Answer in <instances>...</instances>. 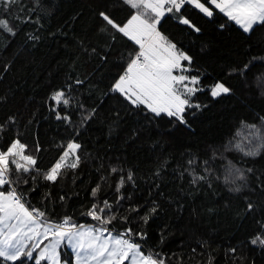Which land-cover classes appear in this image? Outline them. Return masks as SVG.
Listing matches in <instances>:
<instances>
[{
    "label": "trees",
    "instance_id": "16d2710c",
    "mask_svg": "<svg viewBox=\"0 0 264 264\" xmlns=\"http://www.w3.org/2000/svg\"><path fill=\"white\" fill-rule=\"evenodd\" d=\"M201 2L211 16L186 3L157 24L199 78L200 90L183 94L193 106L181 123L114 89L141 48L119 26L135 13L154 20L149 9L126 0H0V20L13 29L0 28V150L18 140L35 159L24 172L10 156L9 173L45 221L121 232L164 264H264V245L251 243L264 237V24L245 32ZM218 82L230 92L213 98ZM58 91L67 105L52 99ZM70 142L80 145L77 167L46 179ZM93 205L115 219L94 220ZM34 254L0 264H36ZM61 257L72 264L66 246Z\"/></svg>",
    "mask_w": 264,
    "mask_h": 264
},
{
    "label": "snow or ice",
    "instance_id": "6c2138e0",
    "mask_svg": "<svg viewBox=\"0 0 264 264\" xmlns=\"http://www.w3.org/2000/svg\"><path fill=\"white\" fill-rule=\"evenodd\" d=\"M9 2L15 3L17 0H9ZM126 2L134 8L141 5L150 8L158 17L164 15V11L161 9L166 3L172 5L171 8L167 9L168 12H179L182 6L188 3L199 8L206 15H212L211 9L206 7L201 0H126ZM210 2L225 12L229 19L240 24L245 32L251 31L257 24H264V0H210ZM5 6L7 7V4ZM100 15L108 24L118 27L105 13L102 12ZM135 20H139V16H133L129 24ZM181 22L185 24L189 23L187 19H182ZM141 24L145 25L146 30L154 31L155 29L154 24H146L144 21H141ZM0 28L8 32L13 31L7 21L4 20H0ZM127 28L128 25H125L123 28H119V31L125 35H129L126 31ZM142 34L150 35L151 31ZM156 35L159 36V33H156ZM131 38L140 44L142 50L137 54V58L133 59L128 65L126 74L120 77L114 85V89L126 95L130 94L128 98L131 99L133 104H145L156 115H160L162 112L167 113L169 117H175L181 123H185L183 119L185 108L192 107L193 105L188 98H182L181 94H177L175 85L188 80V77L174 76L172 72L174 69L181 67L180 62L182 60L190 61L191 57L182 52L173 51H168L167 55H160L156 48L151 46L148 50H144V44L136 36H131ZM161 39L165 38L161 37ZM168 48L175 49V45H169ZM139 57H143V63L139 61ZM191 82L192 84H197L198 77H192ZM199 90L198 88H189L185 85L187 96H191ZM229 92L230 89L219 82L211 89L213 98L228 94ZM132 97H135V99H132ZM52 99L57 103L62 102L65 105L69 103L67 99H64L62 91L54 93ZM196 107H199V105H196ZM57 118H60L59 114ZM79 148V144L70 142L60 161L50 169L45 178L55 181L63 168H76L79 157H76V163L70 164L67 163V157L70 154H75ZM24 149L25 145L17 140L8 147L6 152L0 151V185L9 182L5 179V176L8 171V158L10 156L19 157L20 160L25 162L21 164L17 163L16 160L11 161V163L16 165L17 171L28 172L30 167L35 165V159L24 155ZM128 178L129 180L132 179L131 173H129ZM98 188L99 186L97 189H93V195L96 194ZM110 207L108 202L105 201V208ZM251 207L252 205H249V208ZM105 208L97 210V206L93 205L88 215L92 216L94 220L100 221L101 224L107 225L115 217L105 218L102 216L100 213H103ZM155 211L156 209L153 208L152 212ZM33 213H37V215ZM43 215L44 213L38 212V210L26 208L21 197L15 191L8 192L7 194L0 192V258L15 262L21 256L31 257L33 255L32 249L39 248L40 245L33 243L26 249L25 241L35 240L41 235L39 231L41 225L37 223V220L39 217H43ZM68 220L69 218H65V224H68ZM145 221H147V217H145ZM75 227V225L69 224L67 231L60 230L63 228V225L55 226V231H53V228L45 227L44 233L52 232L56 239L53 240L50 246L44 247L36 258V264H40V261L46 258L54 261L56 259V246L64 239H67L70 243L74 242V246L76 244L79 245L81 253L79 258L84 264H123L129 258H131L133 264H164L162 260L157 261L152 256L143 255L139 251V245L131 242L129 239L123 238L122 235L111 236V233H109V236H111L110 240L108 237L102 238V234L108 232L106 227L89 229L88 231H73ZM46 238L47 236L45 235ZM251 243L264 245V237L257 235Z\"/></svg>",
    "mask_w": 264,
    "mask_h": 264
},
{
    "label": "rangeland",
    "instance_id": "374dc122",
    "mask_svg": "<svg viewBox=\"0 0 264 264\" xmlns=\"http://www.w3.org/2000/svg\"><path fill=\"white\" fill-rule=\"evenodd\" d=\"M209 2H210V0H209ZM167 5H168L167 3L164 4L162 6V9H161V10L164 11V15L168 12L167 11V9H168L167 8ZM212 5L215 6L214 4H212ZM205 6L208 7V5H206V4H205ZM147 9H149V11L154 14V16H155L154 20H151V19H148V18L144 17L143 14L135 13V14H133L131 16V18L128 21H126L125 24L119 26V28H123L125 25H128V28L126 29V31L129 33V35H127V36L130 37V38H131V36H136V38L139 39L141 41V43L144 44V50H148L149 47L151 46V47L156 48V50L158 51V53L160 55H167L168 51L182 52V53L186 54L185 52L178 50L176 47H175V49H169L168 48L169 45H174V44L170 40H168L160 31L157 30L158 21L160 20V17H162V16H159L158 17L156 15V13L153 12L150 8H147ZM133 16H139V20L132 21V23L129 24V21L132 20V17ZM182 19H184V18H182ZM141 21H144L146 24H154L155 25L154 31H152V30H146L145 29V25L144 24H141ZM238 25H240V24H238ZM147 31H151V34L150 35H148V34H142V33H146ZM156 33H159V36H157ZM161 37H163L165 39H161ZM132 40L136 43V40H134V39H132ZM136 44L138 46H140V44H138V43H136ZM183 61L184 60H182L180 62L181 63V67L180 68H177V69H174L173 70L172 75H174V76H186V77H188V80H185V81H183V82L175 85V88L177 90V94H181L182 95V98H187L185 95H183V94H186V92H185V85H187V87H189V88H197V84H192V82H191V78L192 77H197V76L190 75L189 74V72H188L189 66L183 64ZM127 69H128V67H127ZM127 69H126V72H127ZM126 72L123 75H125ZM122 94L124 96H126L127 98H128V95H130V94H127L126 95L124 93H122ZM132 99H135V97H132ZM129 100H131V99H129ZM173 110H175V109H173ZM72 143H76V142H72ZM75 157H76V153L75 154H70L67 157V163H69L70 161H72ZM2 186L3 185H0V192H3L5 194H7L8 192H10L9 190L3 189ZM37 223L41 225V227L39 228V231H40L41 235L38 238H36L38 240V243L37 244H40L41 241H42V243L40 244V247H39L40 249L38 251V253H41V251L44 249V247L45 246H50L52 244L53 240L56 239V238L53 235L48 236L47 234L44 233L45 226L43 227V223L41 221L37 220ZM69 224L70 223L68 222L67 228L60 229V230L67 231ZM95 228L96 227L94 226V224H91V223L90 224H81L79 226H76L75 229H73V231H80V230L88 231L89 229H95ZM97 228H101V227H97ZM109 233H111V236H121L122 235L123 238H125V234H123L121 232L111 231V230H108V232L103 233L102 234V238L103 237H108L109 240H110L111 239V236H109ZM45 235L47 236L46 239H45ZM33 243L34 242H32V244ZM133 243H135V244H137V245L140 246L139 251L141 253H143V255H145V256H152L155 260L159 261L147 249H144L139 242H134L133 241ZM32 244H31V242H29V240H26L25 241V248L26 249L29 248ZM64 246H66L71 251V254H72V264H84V262L79 258L80 255H81L80 250H79V245L76 244L74 246V242L73 243H70L67 239L62 240L60 242V244L56 246V249H55L56 259L54 261L53 260H49V259L46 258L47 261H48V264H69L68 260H66V259H64V258L61 257V248L64 247ZM123 263H125V264H133V261L131 260V258H129V260H126Z\"/></svg>",
    "mask_w": 264,
    "mask_h": 264
},
{
    "label": "built area",
    "instance_id": "2783aa9c",
    "mask_svg": "<svg viewBox=\"0 0 264 264\" xmlns=\"http://www.w3.org/2000/svg\"><path fill=\"white\" fill-rule=\"evenodd\" d=\"M141 50H142V49L140 48V50L136 52V54H135V56H134V59L137 58V54H138L139 52H141ZM139 61H140L141 63H143V57H139ZM0 151H2V150H0ZM2 152H5V151H2ZM8 159H9V158H8ZM9 171H10V163H9L8 171H7L6 176H5V179H6L7 181H9L8 183H6V185L8 186L9 191H10V192H11V191H15L16 194H17L18 196L21 197L22 202L24 203V205H25L26 208H28L29 210H33V209L36 210V208H35L34 206H29V205L25 202V200L23 199V197L20 195L18 189L16 188L14 182L12 181V179H11V177H10V173H9ZM33 214H34V215H37V213H33ZM38 220H39V221H42V222H44V223H46V224H48V226H49L50 228H53V231L56 230L55 226H58V225H63V228H62V229L67 228V224H65V219L61 220L60 222H49V221H45V220H43L41 217H39ZM47 235H53V234H52V232H48ZM125 239H129L131 242H133V241H134V242H137L135 239H133L132 237H130V236L126 235V234H125Z\"/></svg>",
    "mask_w": 264,
    "mask_h": 264
},
{
    "label": "crops",
    "instance_id": "0c3cea01",
    "mask_svg": "<svg viewBox=\"0 0 264 264\" xmlns=\"http://www.w3.org/2000/svg\"><path fill=\"white\" fill-rule=\"evenodd\" d=\"M168 5H170V4H168ZM165 11H166V10H165ZM160 18H161V17H160ZM139 47H141V46H139ZM41 222H42V221H41ZM42 223H43V227H44V226H45V227H49L48 224H46V223H44V222H42ZM48 236H49V235H48ZM29 242H31V244H32V242H34V243L37 244V243H38V240H37V239H35V240H29ZM41 243H42V241H41ZM41 243H40V244H41ZM40 244H39V245H40ZM39 249H40V248L32 249V252H33V251H36L35 254L33 253V254L35 255V259L40 255V253H38ZM43 260H44V259H43ZM45 260H47V259H45ZM47 264H48V261H47Z\"/></svg>",
    "mask_w": 264,
    "mask_h": 264
}]
</instances>
